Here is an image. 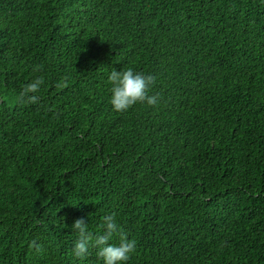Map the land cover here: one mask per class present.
Here are the masks:
<instances>
[{
	"label": "trees",
	"instance_id": "obj_1",
	"mask_svg": "<svg viewBox=\"0 0 264 264\" xmlns=\"http://www.w3.org/2000/svg\"><path fill=\"white\" fill-rule=\"evenodd\" d=\"M6 2L0 264H103L74 255L71 226L101 235L109 214L136 242L127 264H264V0H47L82 41L62 66L50 49L25 64L36 19ZM234 51L244 69L210 70ZM129 67L158 105L112 110L108 75ZM41 76L49 106L18 102Z\"/></svg>",
	"mask_w": 264,
	"mask_h": 264
},
{
	"label": "clouds",
	"instance_id": "obj_2",
	"mask_svg": "<svg viewBox=\"0 0 264 264\" xmlns=\"http://www.w3.org/2000/svg\"><path fill=\"white\" fill-rule=\"evenodd\" d=\"M6 1L0 0L1 3L7 5ZM20 11H30L36 19L31 44L24 58L26 59L25 64L39 65L37 63L40 56H35L32 53L39 52L41 54L50 49L54 52V57L49 58L48 61L56 66H62L70 58L72 52H79L82 49V41L76 26L71 22L68 27L62 26L64 22L58 18L57 11L47 3V0H28L27 5ZM165 53L174 59L169 51L162 50V54ZM248 57L249 55L244 52L234 51L229 56L222 58L210 70L220 71L226 68L228 60L232 66L244 69L241 63ZM158 58L161 59V55ZM39 70L40 66L33 69V71ZM42 76L35 78L23 87L18 94V102L31 105L45 100L49 106L44 92L40 97L37 95L44 84ZM108 83L111 85L109 102L112 110L117 113L126 112L138 103L154 107L161 100L159 94L150 95V90L156 83V77L135 71L131 67L121 71L111 70L108 75ZM67 86V78H62L61 82L56 85L58 88H66ZM187 89L188 86H185L183 91L186 92ZM71 228L77 232V239L72 249L77 258H84L90 248H95L98 249L96 254L103 261V264H127L135 253L136 242L128 239L127 234L119 228L114 214L103 217V222L100 225V228L103 229L101 235L93 236L87 230V224L82 218L76 219ZM114 235L119 237L118 244L110 243ZM32 246L35 247L37 252L42 251L36 241H32Z\"/></svg>",
	"mask_w": 264,
	"mask_h": 264
}]
</instances>
